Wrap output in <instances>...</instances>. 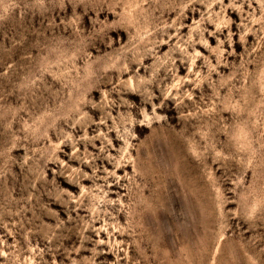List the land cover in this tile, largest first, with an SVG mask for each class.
<instances>
[{"label":"rangeland","instance_id":"rangeland-1","mask_svg":"<svg viewBox=\"0 0 264 264\" xmlns=\"http://www.w3.org/2000/svg\"><path fill=\"white\" fill-rule=\"evenodd\" d=\"M0 264H264V0H0Z\"/></svg>","mask_w":264,"mask_h":264}]
</instances>
